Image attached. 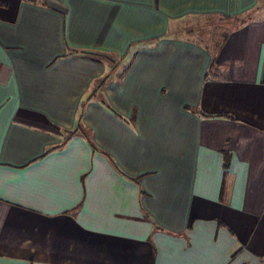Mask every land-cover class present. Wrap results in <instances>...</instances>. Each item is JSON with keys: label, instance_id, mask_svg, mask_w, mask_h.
I'll return each mask as SVG.
<instances>
[{"label": "crops", "instance_id": "obj_1", "mask_svg": "<svg viewBox=\"0 0 264 264\" xmlns=\"http://www.w3.org/2000/svg\"><path fill=\"white\" fill-rule=\"evenodd\" d=\"M0 264H264V0H0Z\"/></svg>", "mask_w": 264, "mask_h": 264}, {"label": "rangeland", "instance_id": "obj_2", "mask_svg": "<svg viewBox=\"0 0 264 264\" xmlns=\"http://www.w3.org/2000/svg\"><path fill=\"white\" fill-rule=\"evenodd\" d=\"M195 21V20H194ZM197 23V21H196ZM196 23H194V26H196ZM199 23V22H198ZM217 26L220 27V24L214 23L213 21H207V22H203L200 25L197 24V31L195 32L194 35H196L198 38L203 39L206 43H211L213 42V40H216L215 45L217 46L220 43L221 38L223 37V35H221V32H218V34H214L215 31L217 30H213L214 32H211V30H209L211 28V26ZM209 31V32H208ZM186 34V33H184ZM103 57L109 62L110 67L113 68V70L116 68L117 71L115 72L117 75H121L122 72H124V69L126 68V64H122L118 65V56L111 54V53H104ZM128 61V59L126 60ZM54 126V125H52ZM57 125H55L54 127H56ZM55 129V128H54ZM62 129V128H60ZM64 132V131H63ZM69 136L68 131H65L63 137H62V141Z\"/></svg>", "mask_w": 264, "mask_h": 264}, {"label": "trees", "instance_id": "obj_3", "mask_svg": "<svg viewBox=\"0 0 264 264\" xmlns=\"http://www.w3.org/2000/svg\"><path fill=\"white\" fill-rule=\"evenodd\" d=\"M103 56V55H102ZM126 68L124 69L125 72ZM108 109H110L114 114H116L117 116L124 118L123 115H121L115 108H113L110 104H108L107 102L104 103Z\"/></svg>", "mask_w": 264, "mask_h": 264}]
</instances>
